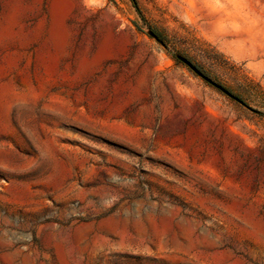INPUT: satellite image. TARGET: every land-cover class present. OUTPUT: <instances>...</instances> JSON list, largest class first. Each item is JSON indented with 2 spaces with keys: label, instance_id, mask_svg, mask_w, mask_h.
I'll return each instance as SVG.
<instances>
[{
  "label": "rangeland",
  "instance_id": "obj_1",
  "mask_svg": "<svg viewBox=\"0 0 264 264\" xmlns=\"http://www.w3.org/2000/svg\"><path fill=\"white\" fill-rule=\"evenodd\" d=\"M0 264H264V0H0Z\"/></svg>",
  "mask_w": 264,
  "mask_h": 264
},
{
  "label": "water",
  "instance_id": "obj_2",
  "mask_svg": "<svg viewBox=\"0 0 264 264\" xmlns=\"http://www.w3.org/2000/svg\"><path fill=\"white\" fill-rule=\"evenodd\" d=\"M182 60L189 65L194 71H196L197 73L201 74V72L195 67V65H193L188 59L186 58H182ZM214 85H216L217 87H219L220 89H223V87H221L220 85H217L216 83H214L213 81H211ZM224 90V89H223ZM226 91V90H224Z\"/></svg>",
  "mask_w": 264,
  "mask_h": 264
}]
</instances>
